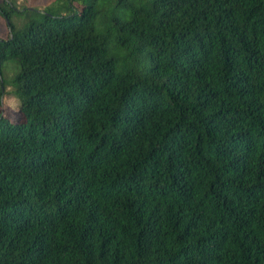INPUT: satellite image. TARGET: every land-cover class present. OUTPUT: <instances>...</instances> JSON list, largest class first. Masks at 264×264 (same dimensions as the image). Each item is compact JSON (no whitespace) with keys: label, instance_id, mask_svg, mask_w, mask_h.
I'll return each mask as SVG.
<instances>
[{"label":"trees","instance_id":"trees-1","mask_svg":"<svg viewBox=\"0 0 264 264\" xmlns=\"http://www.w3.org/2000/svg\"><path fill=\"white\" fill-rule=\"evenodd\" d=\"M103 2L1 0L0 264H264V0Z\"/></svg>","mask_w":264,"mask_h":264},{"label":"rangeland","instance_id":"rangeland-1","mask_svg":"<svg viewBox=\"0 0 264 264\" xmlns=\"http://www.w3.org/2000/svg\"><path fill=\"white\" fill-rule=\"evenodd\" d=\"M51 0H15V3L18 8H22L24 6L30 7L29 9H24L23 12H13L11 19L18 24L23 23L24 21L28 20H36L42 17L43 12L41 8H43L48 2ZM106 2V1H105ZM1 3V0H0ZM103 0H99V4H103ZM127 3L122 5L118 9V12H128ZM127 9V10H126ZM103 13H99L98 17L96 18V23L104 21ZM8 34V29L5 23V19L0 17V36L6 37ZM19 70V65L14 60H9L4 64V79L7 82L5 86L6 94L4 95V104L0 106V111L6 115L8 118L15 120L19 117V110H18V99L16 98L13 90V83L11 82L15 73ZM14 105V106H13Z\"/></svg>","mask_w":264,"mask_h":264},{"label":"clouds","instance_id":"clouds-1","mask_svg":"<svg viewBox=\"0 0 264 264\" xmlns=\"http://www.w3.org/2000/svg\"><path fill=\"white\" fill-rule=\"evenodd\" d=\"M14 106V105H13Z\"/></svg>","mask_w":264,"mask_h":264}]
</instances>
